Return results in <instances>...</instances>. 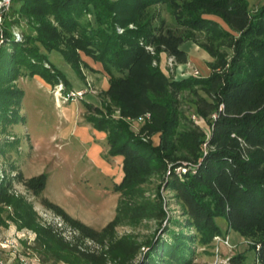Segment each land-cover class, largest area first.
Segmentation results:
<instances>
[{"label":"trees","instance_id":"16d2710c","mask_svg":"<svg viewBox=\"0 0 264 264\" xmlns=\"http://www.w3.org/2000/svg\"><path fill=\"white\" fill-rule=\"evenodd\" d=\"M10 4L0 22V137L6 128L25 121L19 79L38 77L51 87L62 84L66 94L72 86L48 55L58 53L79 76L80 69L88 67L84 55L100 64L109 83L103 103L83 104L85 122L105 133L108 156L122 158V177L113 188L119 194L115 217L100 231L73 219L50 200H40L45 210L78 232L69 242L52 226L39 225L31 206L11 194L14 183H20L33 197L39 196L47 186L46 174L24 179L12 167L14 178L0 177V224L5 225L3 207L9 206L13 213L8 218L19 229L36 234V250L48 261L194 264L196 247L210 246L214 237L224 234L216 222L223 218L226 233L234 231L250 240L254 264H264V3L253 11L245 0H10ZM162 8L170 13L175 30L166 27ZM21 22L29 33L19 41L12 29ZM188 41L210 56L209 75L167 77L161 56L186 64L188 55L181 47ZM182 93L189 95L208 135L182 113ZM139 119L142 124L134 132L129 123ZM184 123L189 126L180 131ZM152 180L158 181L154 196L145 188ZM161 191L175 199L179 216H169ZM146 221L158 228L146 241L132 236L114 240V230L122 222ZM80 239H108L110 245L104 255L89 254L77 247ZM246 259V253L236 254L229 263L246 264Z\"/></svg>","mask_w":264,"mask_h":264},{"label":"rangeland","instance_id":"374dc122","mask_svg":"<svg viewBox=\"0 0 264 264\" xmlns=\"http://www.w3.org/2000/svg\"><path fill=\"white\" fill-rule=\"evenodd\" d=\"M245 1L250 11L264 3V0ZM2 3L3 1L0 0V21L6 16L11 5L10 0L8 5ZM160 11H162L166 27L175 30L176 26L173 24L170 13L164 8ZM208 18L226 27L216 17L209 16ZM12 31L20 34L21 40L23 34L29 33V28L25 22H21L20 26L14 27ZM177 31L180 33L183 30ZM198 40L201 42L203 38L198 37ZM181 48L188 55V61L184 65L176 64L172 67L169 65L168 57L161 56L160 67L165 75L175 80L187 76L207 77L210 73V68L207 65L211 61L210 56L195 41H188ZM81 56L82 61H86L88 66L80 69L81 76L71 70L58 53H51L48 58L54 67L64 74L68 84H71L73 88L85 90L88 86L90 93L85 94L83 100L90 104L96 101L99 106L106 99L103 97V91L108 88V76L101 69L100 64H94L86 56ZM16 84L24 92L20 113L25 117V121L23 124L6 128L7 133L0 137V177H5L8 174L14 178L16 172L11 168L15 167L18 170V166L23 172L18 171L24 173V179L46 174L47 187L39 196L33 197L20 183H14L11 194L15 198H23L31 206L32 211H35L37 215V222L43 227L49 226L46 222L49 220L48 217L52 216V213L45 210L40 204V200L45 198L66 210L75 220L100 231L115 217L119 194L117 193L115 202L113 199L115 196L112 197L114 193L108 191H113L115 186L113 183H119L122 177V168L113 165L110 161L112 157L108 156L106 152L107 141L105 137V141L103 140V132L95 130L92 125L85 122L87 112L82 101L61 104L57 108L53 98L57 86L51 87L38 77L21 78ZM181 96L182 113L208 135L209 128L203 120L196 116L194 108L188 102L189 95L182 93ZM129 124L132 130L137 132L142 122ZM187 126L189 125L182 124L179 128L180 131H183ZM157 140L156 137L154 142L157 143ZM157 186L158 181L152 180L145 185V188L149 194L154 196ZM161 195L166 203L169 216H179L180 207L176 204L175 199L171 198V194L162 192ZM115 203L116 209L113 208ZM3 209L2 219L5 225L0 224V238L17 237L22 234L24 236L20 239V246L28 248L30 252L37 255L42 264H67L46 260L36 250V234L27 228L19 229L17 224L7 216V214L12 216L11 208L4 206ZM63 222L66 228H72L64 220ZM216 222L224 232L223 235L217 236L227 241L229 247L224 243L216 245L214 240L216 237H214L210 246L196 247L194 264H230L231 257L241 253H246V264H254L256 257L255 252L250 248L252 242L241 238L234 231L226 233L227 222L225 219L218 218ZM157 230V225L154 222L146 221L138 225L122 222L115 228L113 236L114 240L123 236H132L141 243L153 236ZM76 233L75 237L65 233V237H73L72 240L69 239V242H74L79 235L77 231ZM28 242L30 245H27ZM88 244L89 246H87ZM109 245L108 239L103 242L80 239L77 247L89 254L104 255ZM107 264L111 263L107 262Z\"/></svg>","mask_w":264,"mask_h":264},{"label":"built area","instance_id":"2783aa9c","mask_svg":"<svg viewBox=\"0 0 264 264\" xmlns=\"http://www.w3.org/2000/svg\"><path fill=\"white\" fill-rule=\"evenodd\" d=\"M2 1H3L2 3L3 5L9 4V0H2ZM119 33H122V31H119ZM14 35L17 40H20V34L14 33ZM147 50L152 52V49L150 48H147ZM168 62L169 65H171L172 67L173 65H176L175 60L172 57H168ZM63 90H64V86L62 84H58L55 92L53 93V98L57 108L61 104H70L71 102L82 101L84 99L85 94L90 93V89L88 86L87 88H85V90H71V92H68L66 94H63L64 93ZM138 122H142V119H139ZM47 211L52 213V216L48 217L49 220H47L46 223H48L49 226H52L55 230H57L62 238L65 237V233H68L69 236H73V237L77 235L76 230L72 228H66L64 226L63 219L60 216L55 214L53 211L50 210ZM22 236L24 235L21 234V236H17V237L8 236V237L0 238V264H42L40 258L37 255L30 252L28 248L26 249L23 246H20V239L23 238ZM73 237L72 238L65 237V239L69 241V239L72 240ZM214 240L216 245L217 244L219 245V243H224L229 247L227 241L222 240L218 236H216ZM28 241L30 242V239ZM29 242L27 243V245H30ZM87 246H89V244ZM4 256H6V258H4Z\"/></svg>","mask_w":264,"mask_h":264},{"label":"crops","instance_id":"0c3cea01","mask_svg":"<svg viewBox=\"0 0 264 264\" xmlns=\"http://www.w3.org/2000/svg\"><path fill=\"white\" fill-rule=\"evenodd\" d=\"M86 62V61H85ZM88 63V62H87ZM73 88V87H72ZM73 90H77V89H75V88H73ZM93 101H94V99H93ZM82 104H84L85 103V100H82ZM95 103H92L93 105H95V106H98V104L96 103V101H94ZM88 103V102H87ZM76 104V103H75ZM102 133V132H101ZM102 135H103V140L105 141V139H104V137H105V133H102ZM107 150H108V145H107V147H106V152H107ZM108 153V152H107ZM110 161L113 163V165H117V166H120V168H122V166H121V162H122V158L121 157H119V156H115V158H110ZM18 170H20L21 172H23L21 169H20V167L18 166ZM24 174V173H23ZM118 184V183H117ZM117 184H114L113 183V185H117ZM47 187V186H46ZM46 189V188H45ZM109 193H114L112 190H109L108 191ZM116 197L117 196V194H113L112 195V197ZM113 198V199H115V202H116V200H117V197L116 198ZM115 206H116V203L113 205V208L114 209H116L115 208ZM66 211V210H65ZM71 217H73L70 213H68ZM74 219V218H73Z\"/></svg>","mask_w":264,"mask_h":264}]
</instances>
